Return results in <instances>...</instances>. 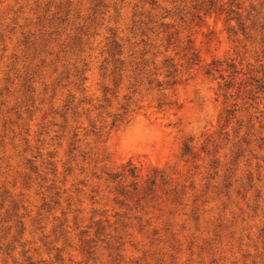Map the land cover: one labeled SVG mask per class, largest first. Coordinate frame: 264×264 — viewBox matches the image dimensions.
Returning <instances> with one entry per match:
<instances>
[{
    "label": "rangeland",
    "instance_id": "rangeland-1",
    "mask_svg": "<svg viewBox=\"0 0 264 264\" xmlns=\"http://www.w3.org/2000/svg\"><path fill=\"white\" fill-rule=\"evenodd\" d=\"M0 264H264V0H0Z\"/></svg>",
    "mask_w": 264,
    "mask_h": 264
}]
</instances>
